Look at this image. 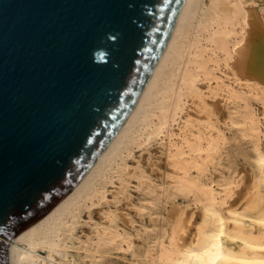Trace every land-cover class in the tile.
Returning <instances> with one entry per match:
<instances>
[{"label":"water","instance_id":"95a60500","mask_svg":"<svg viewBox=\"0 0 264 264\" xmlns=\"http://www.w3.org/2000/svg\"><path fill=\"white\" fill-rule=\"evenodd\" d=\"M183 0H0V264L138 100Z\"/></svg>","mask_w":264,"mask_h":264},{"label":"bare ground","instance_id":"6f19581e","mask_svg":"<svg viewBox=\"0 0 264 264\" xmlns=\"http://www.w3.org/2000/svg\"><path fill=\"white\" fill-rule=\"evenodd\" d=\"M201 5L202 0H183L171 36L128 117L84 177L68 194L44 216L19 234L14 241L10 242L5 256L9 264H103L104 256L110 250L122 248V243L126 242L128 238L122 235L123 232L120 234L121 232L119 233L117 228L112 229L109 225L95 223L92 225L91 235L84 239L75 236L74 229L79 222L80 212L87 207L86 202L95 196L92 194L97 190L99 180L106 178V172L111 169L112 163L116 162L120 148L133 140L134 136H138L137 132H142L140 135L147 136L160 134L161 143L167 138L169 140L167 152H170L172 155L170 157L173 158L171 163L177 164L173 166L180 170L184 169L182 173H185V168L189 170L187 168L190 165L185 164L186 159L184 163L178 161L179 156L184 153L183 148L188 152H200L203 144L207 148L213 147V140L201 138L199 133L195 135L189 131V133L186 132L189 127L194 126L193 121L182 119L184 123L180 128V134H176L169 128V120L176 122L178 112L181 111L180 97L185 94L186 89L198 90L196 83L200 80H207L209 86L215 80V85L209 87L212 88L210 91L213 95H219L225 91L223 80L219 81L216 76V73L221 71V64H224L232 74L230 78L232 81L244 85L247 87L246 89L249 88L248 91L252 92L251 94L255 96L256 100L263 102L264 24L260 22L261 18H258L252 9H247L240 0H210L204 8H201ZM200 9L199 19H196L197 24L194 27L193 22H195ZM191 32L198 36L206 33L203 40L208 43L206 44L208 48L201 46L200 40H198L200 37L195 36L196 41L189 43L190 50L193 48V51H188L189 47L184 40ZM190 41H193L192 38ZM181 64L183 68L180 70ZM173 87L176 88L175 90L186 89L180 96L178 93L180 90L175 92ZM225 92V99L231 104L245 99L242 98V92L241 95L240 91L231 87L227 88ZM194 95L196 94L194 93ZM244 95L247 96L246 93ZM244 104L246 103L244 102ZM246 107H248L247 104ZM246 107L242 111L236 110L235 113L240 112L239 117L248 121L251 110L248 108V112ZM156 111L159 113L156 114ZM153 117L156 118L155 122ZM257 121L256 125H252L254 128L248 123L253 131L258 126ZM175 135L179 138L180 145L174 144L176 143L173 140ZM135 143L136 141H133V145ZM171 146H174L175 149H171ZM255 156L259 175L242 193L240 201L249 200L260 183L264 186V152L258 149ZM181 176L180 174L179 178ZM193 180L190 181L191 185H194L193 188L199 187V182L195 186L196 182ZM188 182L182 181L180 184L186 189L188 187L185 185L190 183ZM172 187L174 188V186ZM181 190L178 188L179 192ZM204 190L205 192L202 191L204 192L203 197L207 203L203 212L205 211L207 214L208 221L198 223L195 227L196 234L192 238L190 236L191 239L187 242L183 236L185 234L183 229L184 234L178 238L173 235L168 246L159 241L156 246L159 248L158 251L151 254L149 259L151 264H264V237L258 239L245 236L239 230L226 231L228 222L232 226H240L244 218H250L264 227V209L256 212L255 215L247 216L237 211V205L233 202L224 209L217 208L215 206L219 203L217 201L223 202V200L215 202L214 197L211 198V192L206 193L207 189ZM189 193L191 192L189 191ZM197 202L196 204H198ZM112 219L107 216L109 222ZM230 228L232 229V227ZM223 237L239 242L241 248L235 250L224 246Z\"/></svg>","mask_w":264,"mask_h":264},{"label":"rangeland","instance_id":"374dc122","mask_svg":"<svg viewBox=\"0 0 264 264\" xmlns=\"http://www.w3.org/2000/svg\"><path fill=\"white\" fill-rule=\"evenodd\" d=\"M209 1L202 0L201 8L208 5ZM240 1L247 9L255 11L258 18H261L260 22L264 24V0ZM200 12L201 9L193 22L194 27ZM192 34L194 36H190ZM195 36L201 38H198L201 46L208 48L206 45L208 43L203 40L206 33L198 36L191 32L184 40L189 47H187L188 51L191 48L189 45L196 38ZM191 38L193 41H190ZM190 51L192 52L193 48ZM223 66L224 64H221V71H218L216 76L219 81L223 80L225 91L231 87L242 92L243 96L246 93L250 99L247 96H242L243 99L245 98L244 101L231 104L225 99V91L219 95H213L210 91L212 88L209 87L215 85V80L210 86L207 80L197 82L196 87L199 91L196 89V91H191L186 88L177 89L180 90L178 92L180 96L183 90H186L185 94L180 97L181 111L178 112L176 120L178 124L169 120V128L176 134H180V128L184 123L182 119H189L191 122L193 121L194 128L189 127L190 130L187 129V133L195 135L199 133L201 138L214 141L212 148H207L203 144L200 152H188L183 148L184 153L179 156L178 161L183 163L186 161L185 164H190L187 168L189 170L185 168V173H182L184 169L181 168V171L180 168L175 167L177 164L171 163L173 158H171V153L167 152L169 147L167 138L161 143L160 134L147 136L140 135L142 132H137L139 134L136 135L137 137L134 136L133 140L124 145L125 147L120 148V157L116 158L115 165L112 163L111 169L106 172V178L99 180V186L92 194L95 196L86 202L87 207L80 212L74 234L82 239L86 238L92 234V225L95 223L109 225L112 229L117 228V231L121 232L120 234L123 232L122 235L128 238L127 241L122 243V248L110 250L104 256L103 264H151L149 259L151 254L158 251L159 248L156 246L159 241L168 246L170 238L173 235L177 238L181 237L184 234L183 230L185 241H189L197 232L195 228L197 224L208 221L207 214L205 211L203 212L207 203L203 197L204 189H207L206 193L211 192V198L214 197L215 202L223 200V202L217 201L219 202L215 205L217 208L224 209L233 202L237 205V211L247 216L255 215L256 212L264 209V186L262 183L259 184L249 200L240 201L242 193L259 175L255 155L258 149L264 152V100L263 102L256 100L255 96L251 94L252 92L248 91L249 88L246 89L247 87L244 85L245 88L232 81L230 79L232 74L228 68ZM182 68L181 64L180 70ZM175 87H173L174 90L177 88ZM244 107L248 112V108L252 111L249 112V119H247L250 122L242 120L239 117L240 112L235 113L236 110L242 111ZM158 113L156 111V114ZM250 116L255 118L252 119ZM256 120H258V126L255 128L258 129L257 131L255 129L254 132L253 126L256 125ZM153 121L155 122L156 118L153 117ZM248 123L253 125V128L249 127ZM173 140L176 141L174 143L176 146L180 145V140L176 135ZM133 141H136L134 145ZM203 143L205 142L203 141ZM173 147L171 146V149H175ZM180 174L181 178H179ZM184 174L189 177V180ZM195 179L197 180L195 181ZM192 180L196 182L195 186L199 182V187H195L197 189L193 188V184L191 185ZM180 181L191 182H188L189 184L185 185L188 188L184 186L186 188L184 189ZM178 188L179 190L182 188L183 192L182 190L179 192ZM107 216L113 218L111 222L107 220ZM232 230H239L245 236L258 239L264 237V227L250 218H244L240 226H232L228 222L226 231ZM222 243L235 250L241 248L239 242H234L227 237H223Z\"/></svg>","mask_w":264,"mask_h":264}]
</instances>
